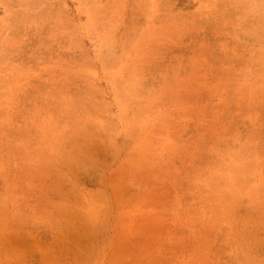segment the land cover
Here are the masks:
<instances>
[{
    "label": "rangeland",
    "instance_id": "obj_1",
    "mask_svg": "<svg viewBox=\"0 0 264 264\" xmlns=\"http://www.w3.org/2000/svg\"><path fill=\"white\" fill-rule=\"evenodd\" d=\"M260 3L0 0V264H259Z\"/></svg>",
    "mask_w": 264,
    "mask_h": 264
},
{
    "label": "snow or ice",
    "instance_id": "obj_2",
    "mask_svg": "<svg viewBox=\"0 0 264 264\" xmlns=\"http://www.w3.org/2000/svg\"><path fill=\"white\" fill-rule=\"evenodd\" d=\"M260 9H261V25L264 27V0H261L260 3ZM209 59H212V57H209ZM212 73L210 72L209 75ZM125 111L124 107L121 106V113L123 114ZM260 136H261V153H260V171H261V179H262V185H264V108H262L261 113H260ZM252 137H250L251 139ZM252 160L249 159L248 157H244L243 160L241 161L240 167H252ZM6 230L8 226H5ZM6 242H7V237H6ZM264 256V254H262ZM18 264H30L28 261H21L18 262ZM139 264H143V262H139ZM215 264V262H213ZM244 264H257L256 261H246ZM259 264H264V258H262L259 261Z\"/></svg>",
    "mask_w": 264,
    "mask_h": 264
}]
</instances>
